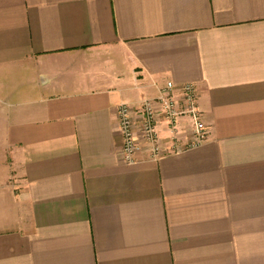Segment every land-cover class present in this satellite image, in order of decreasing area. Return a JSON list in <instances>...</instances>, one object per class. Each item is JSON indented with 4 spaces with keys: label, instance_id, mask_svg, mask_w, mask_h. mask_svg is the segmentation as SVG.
Here are the masks:
<instances>
[{
    "label": "crops",
    "instance_id": "1",
    "mask_svg": "<svg viewBox=\"0 0 264 264\" xmlns=\"http://www.w3.org/2000/svg\"><path fill=\"white\" fill-rule=\"evenodd\" d=\"M168 81L207 139L129 162ZM0 264H264V0H0Z\"/></svg>",
    "mask_w": 264,
    "mask_h": 264
},
{
    "label": "built area",
    "instance_id": "2",
    "mask_svg": "<svg viewBox=\"0 0 264 264\" xmlns=\"http://www.w3.org/2000/svg\"><path fill=\"white\" fill-rule=\"evenodd\" d=\"M177 91L173 81H168L159 89V94L153 99L141 102L140 121L133 114L132 107L122 103L118 107L119 128L123 135V149L129 162H134L141 145L138 140L140 130L144 139L151 145L154 157L163 153L158 125L163 120L170 132V140L174 144L172 150L180 152L185 147L178 144L181 131L179 122L183 117H189L194 125L192 141L188 147H194L207 139V128L198 105V90L195 84L185 83ZM171 150V149H169Z\"/></svg>",
    "mask_w": 264,
    "mask_h": 264
}]
</instances>
